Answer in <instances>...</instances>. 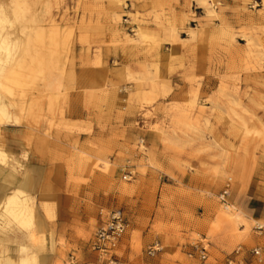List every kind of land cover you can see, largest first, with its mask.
Listing matches in <instances>:
<instances>
[{"label":"rangeland","instance_id":"1","mask_svg":"<svg viewBox=\"0 0 264 264\" xmlns=\"http://www.w3.org/2000/svg\"><path fill=\"white\" fill-rule=\"evenodd\" d=\"M0 3L8 17L0 36L11 53L0 72V124L11 112L19 122L35 98L67 101L75 93L70 75H84L101 92L87 120L104 117L94 132L83 131L98 139L96 157L118 158L95 163L93 194L88 186L87 193L64 196L71 224L57 231L67 239L46 241L32 198L30 224L1 225L0 255H26L19 245L27 244L40 259L52 250L54 264L70 255L106 264L90 242L101 213L120 210L128 226L114 254L122 264H202L186 251L203 239L207 264H227L237 246L247 253L244 264H264V231L256 229L264 224V0ZM19 61L25 67H16ZM13 66L25 82L7 79ZM12 163L11 157L1 164L14 169ZM226 184L229 209L219 200ZM155 241L162 250L149 256ZM253 248L260 254L253 256Z\"/></svg>","mask_w":264,"mask_h":264},{"label":"crops","instance_id":"2","mask_svg":"<svg viewBox=\"0 0 264 264\" xmlns=\"http://www.w3.org/2000/svg\"><path fill=\"white\" fill-rule=\"evenodd\" d=\"M70 80L75 93H71L67 101L62 97L49 101L47 95L42 99L35 98L32 100L34 106L31 112L25 117L23 113L19 122L11 112V120L0 124L4 152L9 161L11 157L13 158L15 165L14 169H11L0 164V197L26 180L27 194L36 202L37 225L46 230L45 239L49 243L51 238L53 242L66 238V234L60 235L57 228L71 224L67 215L68 209L63 203L64 196L87 193L88 186L90 187L88 193L93 194V176L90 173L94 171L95 163L118 161V158L112 155L102 160L93 153V145L98 139L88 130L94 132L99 126L97 120L101 121L104 114L93 113L97 119L89 121L85 112L88 109L93 110L91 101L101 95V92L94 90L93 84L88 83L84 75H70ZM70 124L80 130L69 129ZM109 124L106 125L112 126ZM84 128L88 130L83 131ZM117 147L115 144L116 149ZM123 147L125 146L121 148ZM116 149L114 152L118 153ZM259 151L264 157V143L259 146ZM123 153L127 156L130 154L128 149ZM16 165H21L24 169L19 170ZM55 201L56 204L53 206L52 203ZM43 205H48L47 212ZM48 212L51 214L53 212L54 216L49 217ZM41 260V264H54L55 254L50 250L41 257Z\"/></svg>","mask_w":264,"mask_h":264},{"label":"built area","instance_id":"3","mask_svg":"<svg viewBox=\"0 0 264 264\" xmlns=\"http://www.w3.org/2000/svg\"><path fill=\"white\" fill-rule=\"evenodd\" d=\"M229 195V184H226L222 189L219 200L222 202L224 207H229L227 197ZM102 219L98 228L93 234V238L90 242V249L97 253L100 261H105L106 264H122L114 254V250L126 232L128 222L126 217L120 210H111L105 214L101 213ZM259 232L264 231V224L256 226ZM186 255L189 258L197 257L202 264H207L208 258V242L205 239L201 241H194L188 244ZM162 250L160 242L155 241L148 246L146 253L149 256H154ZM253 256L260 254V249L253 248L250 250ZM246 251L241 247L237 246L226 258L227 264H244L246 259ZM65 264H84L79 262L74 255H70Z\"/></svg>","mask_w":264,"mask_h":264},{"label":"bare ground","instance_id":"4","mask_svg":"<svg viewBox=\"0 0 264 264\" xmlns=\"http://www.w3.org/2000/svg\"><path fill=\"white\" fill-rule=\"evenodd\" d=\"M212 2H213V0H212ZM119 3H124V2L123 1H119ZM4 5L5 4L0 3V28H2V25H3L2 22H6L8 20L7 19L8 17L5 14L6 11H5ZM13 11H14V9H13ZM19 14H16L17 17H20L21 14L20 15ZM211 14H212V12H211ZM15 21H16V19H15ZM9 28H11V27H9ZM10 55H11V53H10V42L7 39H5L4 37L0 36V72L3 71V65L9 61ZM23 64H24V61H19L16 67H25ZM7 79L10 80V81L19 80V81L23 82L22 79L24 80L25 78H24V75H22L21 73L17 72L15 70L14 66H13V70H11L9 72V74L7 75ZM140 81H143V82H141V84L144 83L145 82V77H142L140 79ZM24 82H25V80H24ZM0 84H2L1 81H0ZM139 86H140V83L138 82L136 84V87H139ZM0 107L2 108L1 109V114L6 113V105L4 106V104H2V105H0ZM6 158H8V156H7L6 152H4L2 150L1 144H0V164L4 163ZM12 164H14V163H12ZM15 171H16V168H15ZM27 183L28 182L26 180L22 181L19 184L18 187H16L15 189L11 190L8 194H6L7 196L5 198H1L0 197V203L3 206L2 207L3 211H0V227H1L2 224L3 225L8 224L11 221V219L17 221V223L22 225V226H24L25 224H30L31 217L28 215L27 210L29 209L28 207L30 206V204L32 202V197L27 194V186H28ZM8 184H9V182H8ZM9 185H11V184H9ZM226 209H229V207H226ZM30 210H32V209H30ZM24 228H25V226H24ZM8 230H9V228H8ZM16 231H19V230H16ZM29 237L31 238V234L30 233H29ZM19 246H20L21 250L26 251V253H27L26 255L14 258L11 255L1 254L0 255V264H41L42 260L40 258H38V256H36L35 252L28 253V248H30L31 245L21 244Z\"/></svg>","mask_w":264,"mask_h":264}]
</instances>
